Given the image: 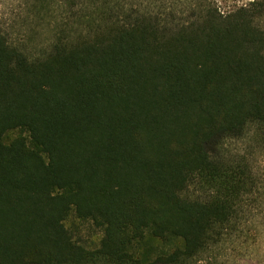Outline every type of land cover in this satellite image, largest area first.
Listing matches in <instances>:
<instances>
[{"label":"trees","instance_id":"16d2710c","mask_svg":"<svg viewBox=\"0 0 264 264\" xmlns=\"http://www.w3.org/2000/svg\"><path fill=\"white\" fill-rule=\"evenodd\" d=\"M20 3L0 19V264L259 255L264 0Z\"/></svg>","mask_w":264,"mask_h":264},{"label":"rangeland","instance_id":"374dc122","mask_svg":"<svg viewBox=\"0 0 264 264\" xmlns=\"http://www.w3.org/2000/svg\"><path fill=\"white\" fill-rule=\"evenodd\" d=\"M218 8L222 12H229L234 10L237 7H241L244 5H248L252 0H213ZM21 6L20 0H0V19L2 23L8 24L10 22L9 15L11 11L19 10L18 7ZM16 137L15 133L9 134L6 139L5 143H9ZM262 248V252L256 256H244L238 255L239 252H231V249L227 251V255L224 257V250L227 248H231V245H227L224 247L223 250H216L212 257L215 259L216 264H264V258H262V254L264 253V238L262 240V244H260ZM249 255V253H248Z\"/></svg>","mask_w":264,"mask_h":264}]
</instances>
